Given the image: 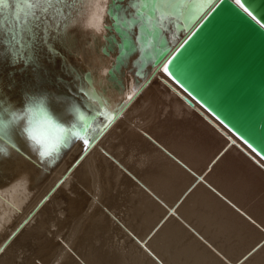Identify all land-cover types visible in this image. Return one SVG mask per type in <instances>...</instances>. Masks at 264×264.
Returning a JSON list of instances; mask_svg holds the SVG:
<instances>
[{
	"label": "bare ground",
	"instance_id": "bare-ground-1",
	"mask_svg": "<svg viewBox=\"0 0 264 264\" xmlns=\"http://www.w3.org/2000/svg\"><path fill=\"white\" fill-rule=\"evenodd\" d=\"M215 1L0 0V264H264V159L154 62Z\"/></svg>",
	"mask_w": 264,
	"mask_h": 264
},
{
	"label": "water",
	"instance_id": "water-1",
	"mask_svg": "<svg viewBox=\"0 0 264 264\" xmlns=\"http://www.w3.org/2000/svg\"><path fill=\"white\" fill-rule=\"evenodd\" d=\"M44 18L38 11L33 23ZM154 62L190 105L200 103L264 159V0H216L172 51L160 39Z\"/></svg>",
	"mask_w": 264,
	"mask_h": 264
},
{
	"label": "rangeland",
	"instance_id": "rangeland-1",
	"mask_svg": "<svg viewBox=\"0 0 264 264\" xmlns=\"http://www.w3.org/2000/svg\"><path fill=\"white\" fill-rule=\"evenodd\" d=\"M115 190H117V189H115ZM87 192H89V191H87ZM89 193H90V192H89ZM122 193L124 194V192H122ZM123 198H124V196L121 197L120 199L123 200ZM122 200H121V201H122ZM124 200H125V198H124ZM124 200H123V201H124ZM124 202H125V205H124ZM124 202H123V205H121V206L118 208V210L121 209V211L119 210L121 214L124 213V209L127 208V205H130V204H131V201H128V200H125ZM126 204H127V205H126ZM122 206H123V207H122ZM125 207H126V208H125ZM123 208H124V209H123ZM122 212H123V213H122ZM66 229H67V228H65V230H66ZM66 231H67V230H66ZM110 231L112 232L113 230H110ZM113 234H114V233H113ZM118 235H121V234L119 233ZM55 237H56V238H55L56 240L58 239L57 237H59L60 239L62 238L61 236H55ZM104 238H105V237H104ZM104 238H103V237H100V238H99L100 240H98L99 242H98L96 239H94V240H95L96 244H97V243L99 244V246H100V245H101V246L103 245V246H102V249L104 250V248H105L104 251H107L106 249H108V248L110 247V246H108V245H109V244H112V242H113L112 240H113L114 238L112 239V238L110 237L109 239H107V241L104 240ZM58 240H59V239H58ZM108 240H110V241H108ZM111 241H112V242H111ZM100 242H101V243H100ZM103 242H105V244H107V246H106L105 244H103ZM106 242H107V243H106ZM108 243H109V244H108ZM98 244H97V245H98ZM105 246H106V247H105ZM108 250H109V249H108Z\"/></svg>",
	"mask_w": 264,
	"mask_h": 264
}]
</instances>
